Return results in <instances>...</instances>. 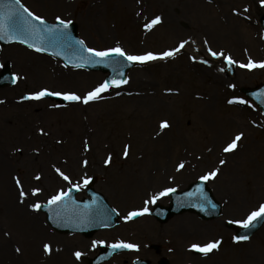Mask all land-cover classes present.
Listing matches in <instances>:
<instances>
[{
  "label": "rangeland",
  "instance_id": "rangeland-1",
  "mask_svg": "<svg viewBox=\"0 0 264 264\" xmlns=\"http://www.w3.org/2000/svg\"><path fill=\"white\" fill-rule=\"evenodd\" d=\"M20 2L49 22H56L57 16L71 20L88 47L104 49L119 43L130 54H142L188 43L173 58L137 63L128 73L127 84L109 89L102 99L88 104L22 97L42 88L83 96L102 83L106 74L69 68L21 44H0V74L9 68L19 77L15 84L0 87V264H89L99 250V244L92 247V242L99 240L107 245L121 240L139 245L103 264H135L136 259L158 264L161 257L170 264H264V226L242 243L234 242L233 231L226 226L228 221L245 219L264 203V113L243 92L262 83L264 67L240 66L249 58L264 61L260 24L264 0ZM157 16L158 23L145 27ZM208 48L231 55L237 63L230 65L223 56H211ZM129 97L133 99L125 100ZM234 99L237 102L229 103ZM240 99L245 103L238 102ZM140 102H153L156 107L141 122L138 114L124 113ZM199 118L214 138L208 144L190 142L187 135ZM164 121L169 126L160 129ZM240 132L244 136L238 147L225 152ZM125 145H129L127 157L123 155ZM175 148L182 151L180 162L173 157ZM109 154L112 161L105 164ZM221 159L226 163L221 165ZM181 162L185 166L178 170ZM57 167L72 183L81 185L80 198L85 196L83 179L95 177V188L120 213L118 226L91 237L50 228L44 213L31 205L48 202L60 189L71 187L55 171ZM213 168L220 169L216 178L208 180L223 206L219 218L202 220L185 212L165 223L151 216L123 219L129 211L142 209L153 194L166 187L183 189ZM17 177L28 194L23 198L15 183ZM145 178L143 185L141 179ZM134 183L136 191L132 192ZM37 187L42 191L32 195ZM15 201L23 209L28 204L39 219L36 225L44 229L41 236L35 237L29 225L20 221ZM169 201L166 195L147 207ZM216 239L221 240L219 248L207 255L190 249L193 243ZM24 240L34 247L33 258L28 256ZM41 240L51 245L50 253L38 251ZM76 251L83 254L79 260Z\"/></svg>",
  "mask_w": 264,
  "mask_h": 264
},
{
  "label": "snow or ice",
  "instance_id": "snow-or-ice-1",
  "mask_svg": "<svg viewBox=\"0 0 264 264\" xmlns=\"http://www.w3.org/2000/svg\"><path fill=\"white\" fill-rule=\"evenodd\" d=\"M10 3L13 5H17L18 7L15 8L13 12L8 15H0V39H8L12 41H20L23 44L28 45L31 48H34L37 52H46L48 51V47L44 45H48L49 47H55L57 45H63L64 47L74 48L77 52H79V59L82 61L81 63H77L75 67H83L85 64H97V63H107L109 62V58L115 57V60L111 61V66L113 67V71L116 73L115 76L111 79H105L102 83L95 86L91 91H88L83 96L77 94L75 91H51L48 88H42L40 90L34 91L29 93L27 96L22 97V99H32V100H41L46 96H58L62 97L65 101L69 102H80L83 104H88L92 101H97L102 99V94L107 92L109 89L116 87L119 88L121 85L127 84L129 82L128 78L118 79L117 76L123 77V67L124 64L121 63V60L126 61L128 63H140L144 64L150 61L156 60H167L169 58L175 57L181 48L185 46L188 41H182L177 47L160 51V52H153V51H146L142 54H130L125 51L123 47L117 43L114 47H108L104 49H97L93 47H87L85 41L83 40H74L69 32V26L72 24L71 20H66L61 18L60 16L56 17L57 23L50 24L45 19V17L41 15H37L23 4H21L20 0H10ZM27 14L26 16L24 14ZM31 18V19H29ZM160 21V17H155L150 24L145 25V27L151 28L153 25ZM36 22V23H34ZM207 43V41H205ZM208 52L213 57H225L227 62L231 64L237 63L231 55L225 56L223 51H213L211 48H208ZM56 55H60L62 53H55ZM203 63L208 64L207 60H204ZM67 66V65H65ZM241 67L245 68H256V67H264V61H253L249 58L247 64H241ZM19 79V77H14L13 82ZM234 87V86H233ZM167 91L171 92V89ZM119 95V93H117ZM237 102V100H229V103ZM238 102L245 103L243 99H240ZM53 107H59V105H53ZM168 122L164 121L161 124L162 128L168 127ZM41 133H44L43 129H40ZM244 136L243 132L238 133L234 139L227 146L224 148L225 152L234 151L238 147V142L241 141L242 137ZM59 142V141H58ZM89 145L87 142L85 143V150H88ZM123 155L127 157L129 155V145L124 146ZM112 161V155L109 154L108 157L105 159V164H110ZM221 165L225 164L226 161L221 159L219 161ZM83 164L86 166L88 164L87 160L83 161ZM184 163L181 162L178 165V170L184 168ZM55 171L63 178V180L69 182L71 187L67 190L60 189L56 194L51 195L48 199L49 206H59L64 205L70 199L71 192L73 189L81 187L78 183H72L71 177L65 174L64 171H61L60 168H55ZM220 172L219 168H213L212 170L206 172L204 175L200 177L202 181H208L209 179H214ZM36 179H40L39 176ZM15 183L20 188V197L23 198L28 195L23 190V186L21 184L20 179L17 177L15 178ZM90 183V178L85 177L83 179V186H87ZM42 191L41 188H33L31 190L32 195H37ZM176 191L175 188L166 187L158 193H155L151 196L150 201H145V206L142 209H134L129 211L124 217V220H131L135 217L144 215L149 213L150 209L147 207L148 203H155L161 197L166 196L170 193H174ZM200 193L202 199L206 203H211L208 200L207 196L203 193V188H200ZM203 205H201L202 207ZM31 207L35 210H39L42 205L39 202L33 203ZM214 207V205H213ZM110 212L115 211L114 209H110ZM84 217H88L90 215V211L88 209L82 213ZM264 219V203L260 204L258 209L251 211L247 217L243 220H236L232 221L233 223L240 224L244 228L251 227L254 222L257 220ZM247 236H235L233 239L235 241H241L247 239ZM105 244L104 240L93 241L92 247H96L97 245ZM221 244L220 239H216L213 241H208L203 244L201 243H193L190 245V249L196 252L202 253L207 255L208 253L212 252L213 250H217ZM44 251L46 253H50L52 251V247L49 244H44ZM139 245L134 243L125 242L123 240L115 242L111 245L113 250L116 249H138ZM17 252L20 251L19 248L16 249ZM75 257L79 260L83 255L80 251H76L74 253Z\"/></svg>",
  "mask_w": 264,
  "mask_h": 264
},
{
  "label": "water",
  "instance_id": "water-1",
  "mask_svg": "<svg viewBox=\"0 0 264 264\" xmlns=\"http://www.w3.org/2000/svg\"><path fill=\"white\" fill-rule=\"evenodd\" d=\"M16 7L18 6L11 4L10 0H0V15H8L13 12ZM24 15L26 16L27 14L25 13ZM261 22L264 26V16L262 17ZM69 32L74 40H80L77 35V26L75 24L72 23L69 26ZM0 41L3 44L20 42L8 39H0ZM44 46L48 47V51H46V53L61 58L67 65L75 67V64L82 62L78 58L80 55L79 52H77L74 48L64 47L63 45H57L55 47H49L48 45ZM57 52L62 54L56 55L55 53ZM115 59V57H112L109 58V62L107 63L85 64L83 67L86 69L109 72L107 79H111L116 75V73L113 71V67L111 66V61ZM121 63L125 65L123 67L124 76H117L118 79L126 78L128 69L135 65V63H128L123 60H121ZM13 79V76L6 70L0 78V84L13 83ZM245 92L264 109V84L259 89L251 91L246 90ZM50 97L63 99L62 97L58 96ZM91 184H93V182H91ZM201 187L203 188V193L207 196L211 203H206L202 199L200 193ZM77 191V189L72 190L70 199L64 205H42L40 209L47 213V221L51 227L59 232H81L86 236H90L99 229L112 228L117 224L116 219L119 216L118 213L116 211H109L113 208L108 204L107 200L101 193L95 191L94 188L90 186L87 188V194L89 197H86L83 200H77L75 197ZM170 195L172 197V202L169 207L157 205L152 212L161 221H167L174 214H178L187 210L197 212L201 215V217L207 219L218 217L221 213V204L212 195L211 190L207 187L206 181L198 180L196 183H192L187 190L182 192L175 191L174 193H170ZM201 205L203 206L201 207ZM86 209L90 211V215L88 217H84L82 215ZM263 224L264 219L257 220L249 228L241 227V229L237 231V235L247 236L249 238L253 233L259 230ZM122 250L125 249L113 250L111 247H108L105 251L101 252L91 262V264H100L101 262L108 260L113 253ZM137 263L147 264L148 262L140 260ZM160 264H168V262L167 260L162 259Z\"/></svg>",
  "mask_w": 264,
  "mask_h": 264
},
{
  "label": "bare ground",
  "instance_id": "bare-ground-1",
  "mask_svg": "<svg viewBox=\"0 0 264 264\" xmlns=\"http://www.w3.org/2000/svg\"><path fill=\"white\" fill-rule=\"evenodd\" d=\"M202 68V67H201ZM212 86H209V88H211ZM145 88V87H144ZM134 98H137V97H134ZM133 98L129 97V98H126L125 100H131ZM197 102V109L196 110H199V104H200V101L196 98L195 99ZM145 101V100H144ZM130 104V103H129ZM156 110V107H154L153 105V102L150 103V102H143V103H137V106L134 105V108L129 110V112L125 111L124 113L129 115V114H138L140 116V119L139 121L141 122L145 117L149 116L152 114L153 111ZM127 112V113H126ZM165 120V119H164ZM160 129H164L162 127H159ZM210 131H213L212 128H209L207 127ZM188 134V136L190 137V142L191 140H193L194 143H200V144H208L210 143L214 138L213 136L211 135L210 132L206 131L204 129V123H203V120L202 119H198L197 122L188 130L186 131ZM159 133L160 131H157L156 132V135L159 136ZM234 138V137H233ZM182 155V151L179 150L178 148L174 150V153H173V157L176 158V162H180L179 159H180V156ZM182 161V160H181ZM1 172V170H0ZM1 176H3V172L1 173ZM148 178H145V179H141L142 183L145 181H147ZM123 182H126V179H123ZM4 183H6V181L4 180ZM137 183V182H136ZM143 183V185H144ZM135 186L136 184H132L130 185V191L134 192L136 191L135 189ZM22 204V203H21ZM21 204H18L16 201H15V204L13 205V207H18L19 211H20V214L19 216L22 218V220L20 219L21 222H26L30 229H32L33 233H34V236L35 237H38L39 235L41 236V234H43V231L44 229L42 227H39L37 226L36 224H40L39 222V219H37V217L31 213V211L28 209V204L25 203L24 205L26 206V209H23L21 207ZM21 207V209L19 208ZM195 226L194 224H191V227ZM38 240V239H36ZM24 242L26 243L25 244V247H26V251H27V254L28 256H30L31 258H33V254H32V250L34 249V247L32 246V248H30V242L29 240H24ZM44 244L45 242L43 240H41V243L40 245L38 246V251L43 255V253L45 252L44 251ZM46 253V252H45Z\"/></svg>",
  "mask_w": 264,
  "mask_h": 264
}]
</instances>
